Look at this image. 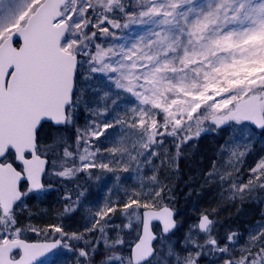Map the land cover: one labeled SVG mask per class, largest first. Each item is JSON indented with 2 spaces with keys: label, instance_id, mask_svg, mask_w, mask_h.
Instances as JSON below:
<instances>
[{
  "label": "snow or ice",
  "instance_id": "snow-or-ice-1",
  "mask_svg": "<svg viewBox=\"0 0 264 264\" xmlns=\"http://www.w3.org/2000/svg\"><path fill=\"white\" fill-rule=\"evenodd\" d=\"M257 136L264 0H0V264H264Z\"/></svg>",
  "mask_w": 264,
  "mask_h": 264
},
{
  "label": "rangeland",
  "instance_id": "rangeland-1",
  "mask_svg": "<svg viewBox=\"0 0 264 264\" xmlns=\"http://www.w3.org/2000/svg\"><path fill=\"white\" fill-rule=\"evenodd\" d=\"M212 135H214V134H209V136H212ZM210 140H213V139H210ZM262 147H264V143H261L260 145H259V147H258V150L260 149V148H262ZM209 193H205V194H203L201 197H194L193 198V202H194V204L197 206V207H206L209 203H211V202H213L212 201V198H211V195H210V192L212 191V190H210V189H208L207 190ZM103 191L101 190V191H99V192H97L96 193V196H97V198H100V197H102L103 196ZM52 195H50L46 200H44V201H48L49 200V198L51 197ZM182 200H183V198H181ZM44 201H42V202H44ZM55 205V206H54ZM48 207H51V209L49 210V213L51 214V213H53L54 212V210H56V209H58V201H56V200H53V203H48V205H47ZM229 215H230V213L229 212H226L222 217H221V219L222 220H224V219H227L228 217H229ZM47 217H54L53 215H49V216H47ZM231 217H232V215H231ZM46 221V220H45ZM47 221H49L48 219H47ZM67 225L69 226V227H72V228H76V227H78V218H77V220H68L67 221ZM55 256H53L52 258H49V259H46L45 261H44V264H62L63 263V261L65 260V258L68 256V257H71V259H72V253H70V252H67L66 250H64V249H61L57 254H54ZM58 261V262H57ZM70 264H72V262L70 263Z\"/></svg>",
  "mask_w": 264,
  "mask_h": 264
},
{
  "label": "trees",
  "instance_id": "trees-1",
  "mask_svg": "<svg viewBox=\"0 0 264 264\" xmlns=\"http://www.w3.org/2000/svg\"><path fill=\"white\" fill-rule=\"evenodd\" d=\"M214 143H215V140H210V139L205 140V141H204V151H205L206 153H208L209 150H210V148L213 146ZM261 143H262V142H261V138H260L259 136H257V142H256V144L254 145V147L258 150V147H259V145H260ZM185 179H186V177H185ZM210 190H212V191L210 192V195H211L212 201H214V199L217 198V197H216V192H215L214 189H210ZM181 191H186V189H185L183 186H181ZM206 192L209 193L207 190H206ZM53 200H56V201H57V196H56L55 193L52 194V196L49 198L48 201L40 202L39 204H34V207H36L37 209H47L48 212H49V210L51 209V207H48L47 205H48V203H53ZM54 206H55V205H54ZM181 206H184V205H183V200H182V199H181ZM58 207H59V206H58ZM245 207H246V209L248 210L249 215H248L247 217H244V218H243L244 221H250V220H252L254 217H255V218H258V217H259V208H260L259 205H256V204H249V205H246ZM225 213H226V212H225ZM225 213H224V214H225ZM231 215H232V218L235 219V214H234V213H230L229 216H231ZM47 219H48L49 221H51V220L54 219V217H47V216H46V217L43 218V220H42L41 222H44L45 220L47 221ZM57 262H58V261H57ZM62 264H66V263L63 262Z\"/></svg>",
  "mask_w": 264,
  "mask_h": 264
},
{
  "label": "flooded vegetation",
  "instance_id": "flooded-vegetation-1",
  "mask_svg": "<svg viewBox=\"0 0 264 264\" xmlns=\"http://www.w3.org/2000/svg\"><path fill=\"white\" fill-rule=\"evenodd\" d=\"M61 249H57L55 251H53L46 259L52 258L53 256H55L54 254H57Z\"/></svg>",
  "mask_w": 264,
  "mask_h": 264
},
{
  "label": "bare ground",
  "instance_id": "bare-ground-1",
  "mask_svg": "<svg viewBox=\"0 0 264 264\" xmlns=\"http://www.w3.org/2000/svg\"><path fill=\"white\" fill-rule=\"evenodd\" d=\"M63 262H65L66 264H70L72 262V259L71 257L67 256Z\"/></svg>",
  "mask_w": 264,
  "mask_h": 264
},
{
  "label": "water",
  "instance_id": "water-1",
  "mask_svg": "<svg viewBox=\"0 0 264 264\" xmlns=\"http://www.w3.org/2000/svg\"><path fill=\"white\" fill-rule=\"evenodd\" d=\"M54 251H55V250H54ZM50 254H51V253H49V254L47 255V257H48ZM47 257H46V258H47ZM46 258H44V260H45Z\"/></svg>",
  "mask_w": 264,
  "mask_h": 264
}]
</instances>
